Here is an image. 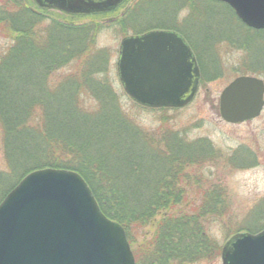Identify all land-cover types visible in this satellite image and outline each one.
Returning a JSON list of instances; mask_svg holds the SVG:
<instances>
[{"label": "rangeland", "instance_id": "obj_1", "mask_svg": "<svg viewBox=\"0 0 264 264\" xmlns=\"http://www.w3.org/2000/svg\"><path fill=\"white\" fill-rule=\"evenodd\" d=\"M18 1L39 18L34 30L42 31V35H47V29L52 26L65 30L69 27L70 16L57 11H41L31 0ZM7 4H10V0H0V9H4ZM76 22L79 26L87 25L89 29L97 31L92 38L94 47L90 45L91 52L82 57L77 54V60L68 65L64 49L48 77L41 74L38 63L31 66L39 79H36L31 93L24 95L18 105L25 110L26 105L35 100L45 109L38 105L28 107L31 116L25 124L40 135L48 136L49 140H54L58 129L69 132L72 124L65 112L70 113L71 105L67 102H74L78 97L79 106L86 113L97 111L104 102L92 98L86 91L91 90L84 86L76 90L74 85L78 95L75 98L64 85L70 78L75 83L77 80L82 82L91 77L89 73H96L95 79L99 85L108 86L118 94L122 110L147 133L148 140L160 142L164 131H172L191 147L199 144L209 150V141L218 154L216 160L188 168V180L182 185L185 199L177 210L164 214L177 218L195 215L201 211L205 192H219L221 202L214 214L206 215L200 221L205 238L213 241L217 249L212 259L197 264H223V249L234 235L258 234L264 230V111L260 117L236 125L226 123L220 115L221 94L236 78L248 75L264 80V30L248 31V27L229 6L212 0H128L111 14L76 19ZM170 30L181 33L194 50L201 71L199 91L193 102L182 109L161 111L140 107L127 95L120 80L118 63L121 43L129 36ZM17 37V33L12 35L9 24L0 22V64ZM83 45L80 44L78 50ZM45 88L55 96H46ZM8 109L5 106V118L0 119V203L21 180L38 171H31L36 161H41L39 165L42 166L44 159L54 158L55 155L47 153V144L42 139L41 152L38 154H41L40 160L35 158L31 162V155L22 157L15 147L16 142L10 140L9 125L15 122L7 120H15L18 115L9 114ZM50 117L56 121L50 122ZM61 124L64 128L60 127ZM12 131L16 132L13 128ZM67 140L73 147L81 142L72 136ZM159 146L167 151L164 144ZM166 155L169 156L168 153ZM154 232L152 226L135 229L134 244L127 237L136 264L140 259V245L151 241Z\"/></svg>", "mask_w": 264, "mask_h": 264}, {"label": "trees", "instance_id": "obj_2", "mask_svg": "<svg viewBox=\"0 0 264 264\" xmlns=\"http://www.w3.org/2000/svg\"><path fill=\"white\" fill-rule=\"evenodd\" d=\"M103 16L106 15L71 17L66 30L52 26L44 36L42 31L34 30L39 18L18 0H10V4L0 9V22L9 24L12 35L18 34L14 39L15 44L0 64V119L5 118V106L9 107V114L18 115L15 120H7L15 122L9 125L10 140L16 142L15 147L22 157L31 155V162L35 158L40 160L41 154H38L41 152L42 139L47 144V153L58 155L44 159L42 166L39 165L41 161H36L31 171L54 168L81 174L94 192L102 211L124 227L132 244L135 243V229L154 228L152 240L142 243L138 249V264H197L212 259L217 246L205 238L200 221L202 217L214 214L221 202L219 192H205L201 211L195 215L177 218L164 214L177 210L185 199L182 185L188 180V168L216 160L218 154L209 141V150L199 144L191 147L172 131H164L160 142L148 140L147 133L122 110L118 94L108 86L99 85L95 79L96 73H89L91 77L82 82L77 80L75 83L70 78L64 85L75 98L78 96L77 87L84 86L91 90L86 91L92 98L104 102L97 111L91 113L81 110L78 97L74 102H67L74 107L69 106L70 113L65 112L72 124L69 132L58 129L54 140H49L48 136L40 135L26 125L31 116L28 107L39 104L31 100L25 110L18 105L24 95L31 93L36 79H39L31 66L38 63L41 74L48 77L64 49L66 65L77 60V54L82 57L91 52V46L94 47L92 38L97 31L89 29L87 25H77L76 19ZM248 31L256 32L249 28ZM80 44L85 45L78 50ZM45 90L46 96H55L48 88ZM38 106L45 109L44 105ZM53 121L56 120L50 117V122ZM60 127L64 128L62 124ZM71 136L77 142L81 141L77 147L69 144L70 140L67 139H71ZM161 144L166 146L167 151H163L159 146Z\"/></svg>", "mask_w": 264, "mask_h": 264}, {"label": "water", "instance_id": "obj_3", "mask_svg": "<svg viewBox=\"0 0 264 264\" xmlns=\"http://www.w3.org/2000/svg\"><path fill=\"white\" fill-rule=\"evenodd\" d=\"M127 0H35L73 16L105 14ZM229 5L249 28L264 30V0H214ZM128 96L149 108H183L197 94L200 70L187 41L152 31L122 41L118 63ZM264 109V81L242 76L220 97L222 119L240 124ZM223 264H264V230L240 233L225 245ZM0 264H136L124 228L101 211L76 172L43 169L28 175L0 205Z\"/></svg>", "mask_w": 264, "mask_h": 264}]
</instances>
